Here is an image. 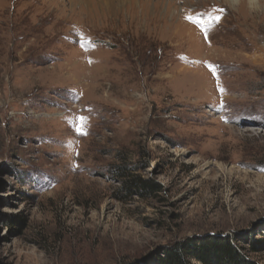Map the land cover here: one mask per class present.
Wrapping results in <instances>:
<instances>
[{
  "label": "rangeland",
  "instance_id": "rangeland-1",
  "mask_svg": "<svg viewBox=\"0 0 264 264\" xmlns=\"http://www.w3.org/2000/svg\"><path fill=\"white\" fill-rule=\"evenodd\" d=\"M241 2L0 0V264L223 235L264 264V0Z\"/></svg>",
  "mask_w": 264,
  "mask_h": 264
},
{
  "label": "trees",
  "instance_id": "trees-1",
  "mask_svg": "<svg viewBox=\"0 0 264 264\" xmlns=\"http://www.w3.org/2000/svg\"><path fill=\"white\" fill-rule=\"evenodd\" d=\"M120 174L125 177L123 172ZM125 189L141 195L153 191L147 183L132 180L125 182ZM7 223L16 224L13 220H7ZM156 259L155 264H247L228 235L178 241L163 250L162 258Z\"/></svg>",
  "mask_w": 264,
  "mask_h": 264
},
{
  "label": "snow or ice",
  "instance_id": "snow-or-ice-1",
  "mask_svg": "<svg viewBox=\"0 0 264 264\" xmlns=\"http://www.w3.org/2000/svg\"><path fill=\"white\" fill-rule=\"evenodd\" d=\"M218 11H222V10H218ZM189 19H191V17H188ZM217 21L219 20V16H216V17H214ZM81 39H84L82 36L80 37ZM87 43L89 44V45H91V41H87ZM94 46V45H93ZM81 47H85V45L84 44H82L81 45ZM85 50H87V48H85ZM209 70L210 71H212L214 74H215V66H213V65H209ZM221 91H223L222 89H221ZM75 120H76V131L79 133V134H86V133H84L83 132V127H84V125H85V123H86V121H87V117H85V116H77L76 118H75Z\"/></svg>",
  "mask_w": 264,
  "mask_h": 264
},
{
  "label": "bare ground",
  "instance_id": "bare-ground-1",
  "mask_svg": "<svg viewBox=\"0 0 264 264\" xmlns=\"http://www.w3.org/2000/svg\"><path fill=\"white\" fill-rule=\"evenodd\" d=\"M229 1H231V2H234V1H236V0H229ZM242 1V2H241ZM257 1L258 0H239V2H241L242 4L241 5H246V4H249V5H251V7L253 6V7H255L256 5H257ZM119 2H121V1H119ZM109 6V5H108ZM114 9V8H113ZM255 11V10H254ZM108 12V11H107Z\"/></svg>",
  "mask_w": 264,
  "mask_h": 264
},
{
  "label": "water",
  "instance_id": "water-1",
  "mask_svg": "<svg viewBox=\"0 0 264 264\" xmlns=\"http://www.w3.org/2000/svg\"><path fill=\"white\" fill-rule=\"evenodd\" d=\"M262 221H263V219L260 220V221H258V222L255 224V226H256V225H259Z\"/></svg>",
  "mask_w": 264,
  "mask_h": 264
}]
</instances>
